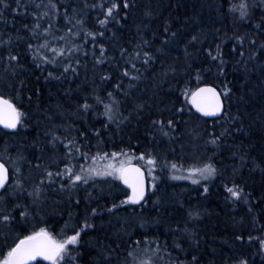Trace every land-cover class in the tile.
<instances>
[{
    "label": "trees",
    "instance_id": "obj_1",
    "mask_svg": "<svg viewBox=\"0 0 264 264\" xmlns=\"http://www.w3.org/2000/svg\"><path fill=\"white\" fill-rule=\"evenodd\" d=\"M6 2L7 9L0 4V97L26 116L16 130L0 129V160L11 174L9 188L0 195V210L14 217L8 224L0 220V260L20 239L41 227L48 226L65 238L79 231L87 219L93 227L69 247L66 259L75 257L71 264H141L144 259L151 264H238L240 259L264 264V3L247 0L249 15L240 19L238 12L229 10L240 0H131L126 18L121 13L116 17L119 23L113 20L102 28L97 21L104 18L103 10L84 8L85 0H53L58 11L39 21L41 30L52 24L51 35L37 30L40 35L33 37L31 29L37 22L33 13L49 10L35 7L41 0H34L26 10H17L16 0ZM103 2L107 6L111 0ZM80 18L85 20L83 29L76 25ZM88 30L104 32L96 38L106 49L103 63H97L98 45L94 49L92 38L84 36ZM237 36L243 37L242 44ZM45 39L52 47L65 49L64 56L56 57V65L33 59L34 50L28 45ZM141 49L153 57L147 65L135 57ZM9 52L18 60L10 63ZM42 54L52 57L47 49ZM128 61L136 64L139 73ZM69 63L75 73L63 71ZM125 70L128 76L123 75ZM48 72L53 76L48 77ZM138 74L140 79L133 80ZM203 85L220 92L230 89L223 97L224 115L217 120L198 117L189 105L187 93ZM109 92L121 102L119 110L126 119L110 122L103 115ZM96 96L104 103H97ZM85 99L93 105L87 112L80 107ZM168 119L175 127L171 139L152 124ZM212 136L219 137L218 146L208 143ZM54 137L59 139L53 142ZM71 140L89 156L151 153L159 167L162 160L181 166L211 163L217 175L197 188L162 179L138 207L121 205L128 192L110 180L62 191L59 185L67 186V178L54 177L55 188L46 184L40 187L39 197L29 195L42 174L62 172L65 164H92L75 151ZM159 175L164 178L162 171ZM233 182L243 188L248 203L227 198L226 187ZM53 191L58 195L53 196ZM35 202L43 206L39 211L32 209ZM25 210L27 215L21 216Z\"/></svg>",
    "mask_w": 264,
    "mask_h": 264
},
{
    "label": "snow or ice",
    "instance_id": "obj_2",
    "mask_svg": "<svg viewBox=\"0 0 264 264\" xmlns=\"http://www.w3.org/2000/svg\"><path fill=\"white\" fill-rule=\"evenodd\" d=\"M34 0H24L22 3L21 0H16V6L17 10L24 8L25 10L27 7L32 4ZM262 3H264V0H261ZM0 4L3 5V9H7L9 7V4L6 2V0H0ZM132 6L131 0H111V2L106 6L105 3H92L88 4L87 0H85L84 8H92V9H101L102 14L104 15L103 19H99L97 22L98 24L104 28L106 27L111 21L115 20L117 23H119V20H117V15H120L123 13V16L121 18H126L127 12ZM35 7L37 9L41 7L47 8L49 11L43 12L41 14L33 13V15L36 17V23L34 27L31 29V33L33 37H38L40 35V32L37 30H41V25L39 23L40 19L43 17H46L49 15V12H52L53 15L56 14L58 11L57 4L53 2V0H48V4L45 5L43 3V0H41L40 3L35 4ZM3 9H0L2 11ZM231 12L239 13V18L244 19L249 15V5L247 3V0H240V3L238 4H231L230 9ZM72 11L75 13L77 10L74 8ZM83 11V9H81ZM150 15V13H147ZM64 17L67 19L68 17V11L65 9L64 11ZM85 23L84 18L76 19V25H80L81 29H83V25ZM25 27H28L25 25ZM75 27V25H74ZM51 28L52 24L49 23L47 28L42 29L41 31L45 34L51 35ZM168 29L165 28V32H167ZM68 32L72 33V28L68 29ZM73 35H79V33H73ZM173 36H175V33H172ZM85 37H91L93 40V48L96 49L98 45V52L99 57L97 58V63H103L106 49L103 44H99L97 41V37H103L104 32L97 31L93 32L91 30L84 32ZM60 40H64V37H60ZM197 37H193V40H196ZM236 40L242 44L243 43V37L237 36ZM10 43V41L6 42ZM147 43V41H145ZM251 43L255 44V41H251ZM29 49L34 50L33 51V59L34 61L38 60L42 64H52L56 65L58 64V60L56 59L57 56H64L65 55V49L64 48H57L52 47L50 42L45 39L44 43L38 44V45H28ZM138 47H140L138 45ZM262 48H264V44L261 45ZM219 49V46H217ZM47 49L52 53V57H49L46 54H42L44 50ZM77 50H79L77 48ZM68 53L71 54L72 49L69 48ZM126 50L121 51V55L124 54ZM219 54V53H218ZM243 55V53H240ZM93 55H96V52H93ZM209 55H211V52H209ZM136 58H143L144 64H148L151 59H153L152 55L149 52L146 51H138L135 54ZM212 59H217L216 56H213ZM8 60L11 63L12 61H17L18 57L16 55L11 54L9 52ZM131 63V61H128ZM77 63H79L77 61ZM224 64V61L220 60V66L222 67ZM39 66V65H37ZM131 68L135 70L137 73H139V69L136 68L135 63H131ZM69 70H71L73 73L76 72V69L72 67V65L69 63L66 66L63 67V71L66 73ZM124 76L129 75V71L125 70L123 73ZM53 73L48 72V77H52ZM57 79L59 77H56ZM102 80H107L109 77H101ZM133 80L140 79V75L132 76ZM197 79L199 80L200 77L197 75ZM21 86H23V82L21 81ZM115 87L117 89L120 88V84H116ZM129 87H133L132 84L129 85ZM230 92V89H227L225 87L223 92L217 91L216 87L206 85L204 87H198L195 91L191 93H187V95H190L191 98V104L196 108V110L200 113H203L205 116H217L218 114L222 113L224 111V101L222 99L223 97H227ZM107 96L110 99L109 103L104 104V113L103 115L107 116L108 121L110 122H117V120H120L123 118V114L119 110L120 101L116 99V97L113 95L112 92L107 93ZM96 102L97 103H104L103 99L99 96H96ZM83 108L85 112H87L90 108L93 107V105H90L87 102V99H85V102L80 106ZM138 108H142L143 105H138ZM178 111H183V109H178ZM26 116L25 113L21 112L15 104H13L10 100L5 99L3 97H0V124H3L5 128L8 129H16L18 125L23 124V118ZM126 119V118H123ZM152 124L156 126L157 131L162 135L169 137L171 139L170 133L175 130L174 127V121L172 119L168 120H156L153 121ZM117 127H119V124L117 123ZM99 135V133H97ZM211 135V134H210ZM223 135V133H221ZM59 139L58 137L53 138V142L55 140ZM218 140L219 137L212 136V138L208 141V143L217 145L218 146ZM69 144L73 145L75 147V151L79 153V155L85 159V160H91L92 164L85 166V165H73L71 167L68 166V164H65L64 170L57 171L55 173L53 172H47L46 179L52 183L54 181V177H66L67 178V186L64 183H60L59 187L60 190H65L66 187L68 190L74 189L78 186V184H84L87 185L89 183V180L95 179L96 177H111L113 180L121 181L124 185L127 186V188L131 189V194L126 195V199L121 200L120 204H141V201L146 202L145 197L148 190V185H146V179H145V169L138 165H133L131 163L132 157L128 155V153L124 151L120 152H111V153H103L102 155L98 152L95 156H89L87 153H80L79 147L76 145L75 140L69 141ZM67 147V146H66ZM71 152V149H70ZM67 155V154H66ZM23 159V157H20ZM69 159H73L74 156H69ZM136 159L140 161H145V163L148 165L146 171L148 173V176L151 177V184L150 187L153 192L156 190V181L159 179L156 175L153 174L154 168L157 166L158 160L155 156H153L151 153H149L146 157L144 153H141ZM100 161H106V163L99 165ZM161 170L164 168L170 167L173 171L180 170L178 169V166L176 163H169L167 160H162L159 162ZM15 172H19V168H15ZM188 172L190 173L189 176L183 177V176H176L173 175L172 179H192L193 184H198L200 182L199 179H194L193 176H199L200 179L208 180L213 178L215 175H217V169L213 166L211 163L204 164L203 167H196L188 169ZM8 181V169L5 167V164L0 162V190L6 191L5 185ZM17 184H19V180L16 181ZM43 183V181H41ZM42 189L38 185L32 193H29V195L39 197L41 194ZM204 191L207 192L208 188L207 186L204 187ZM226 191L229 194L228 199H231L233 203L243 200L244 203H248L247 200V194L244 193V190L240 185L235 184L233 182L232 187H226ZM78 203V201H77ZM118 205L115 203L112 205V208H117ZM112 209H109L111 211ZM249 211H251V208H249ZM92 215H96V209L91 210ZM21 216L27 215V210L20 213ZM190 216L193 215V213H189ZM196 216L199 215V213H195ZM14 217L11 216V214H4L3 210H0V220H2L5 224L10 223ZM141 227L144 226L143 222L140 225ZM93 225L88 223L87 219L85 220L83 227L80 228L79 231H75V234L71 236L65 237L63 240L57 241L53 239V237L44 229L41 228L37 232H33L31 235H26L22 239L19 240L18 243L15 244L14 247H11L10 250L7 252L6 256H4L3 260H0V264H29L30 261H34L37 259V257H43L45 260L51 261V264H61L63 261L64 264H71V261L75 260V257H70V260L66 259V257L70 256V245H77L80 240L81 233L84 232L85 229L91 228ZM186 230V229H185ZM237 239H243L242 237H237ZM252 237L249 236V240H251ZM136 244H139L140 241H136ZM176 247H180V245H176ZM261 247L264 248V240H261ZM193 261L196 260V257L193 256ZM141 264H151V261H141ZM238 264H248L246 259H240L238 261Z\"/></svg>",
    "mask_w": 264,
    "mask_h": 264
},
{
    "label": "rangeland",
    "instance_id": "obj_3",
    "mask_svg": "<svg viewBox=\"0 0 264 264\" xmlns=\"http://www.w3.org/2000/svg\"><path fill=\"white\" fill-rule=\"evenodd\" d=\"M126 153H128V152H126ZM128 155L129 156H131L132 157V160H131V163L132 164H138V165H140V166H142L145 170L147 169V167H148V165L145 163V161H140V160H138V159H136V157H138L139 155H135V154H133V153H128ZM104 163H106V161H100L99 162V164L97 165V166H99V165H102V164H104ZM204 164H207V163H204ZM204 164H199V163H195V164H192V165H189V166H181V165H177L178 166V169H180V170H177V171H173L170 167H168V168H164L163 170H161V167H159L158 165L154 168V171H153V174L154 175H156L159 179L156 181V185L158 186L159 185V183L161 182V180L162 179H165V180H167V181H170V182H173V183H188V184H190L192 187H194V188H197V187H200V186H203V185H205V184H207V183H210V182H212L215 178H216V175L213 177V178H211V179H208V180H204V179H200L199 178V176H193V178L194 179H199L200 180V182L198 183V184H193L192 183V179H172V176L173 175H176V176H183V177H187V176H189V172H188V169H191V168H196V167H203V165ZM160 171H162V174L164 175V178H162V177H160V175H159V172ZM148 174V173H147ZM41 179V181H43V183H41V181L39 182V183H37V185H36V187L39 185L41 188L43 187V186H51L52 188H55L56 186H55V184H54V182H52V183H50L47 179H46V175L45 174H42V177L40 178ZM148 179H149V188H150V191H151V187H150V184H151V177L150 176H148ZM96 181V180H105V181H108V180H110V181H118V180H113L111 177H107V178H105V177H96L95 179H92V180H89V183L91 182V181ZM119 182V181H118ZM47 184V185H46ZM35 187V188H36ZM57 189H58V187H57ZM29 193L30 192H33V189H31L30 191H28ZM28 193V194H29ZM52 194H53V196H56V195H58V192L57 191H53L52 192ZM32 196V195H31ZM35 197V196H34ZM36 198V197H35ZM42 199H44V198H42ZM48 202L49 203H51L52 202V199L50 198V199H48ZM36 203H39V202H35L33 205H32V209H35V210H37V211H39L43 206L41 205V206H39L38 204H36ZM41 228H44L52 237H53V239H55V240H57V241H60V240H63L64 239V237L63 236H61V235H59V234H56V233H53V231L48 227V226H44V227H41ZM40 228V229H41ZM39 229V230H40ZM38 230V231H39ZM70 246H73V245H70ZM69 246V247H70ZM145 261H147L146 259H144Z\"/></svg>",
    "mask_w": 264,
    "mask_h": 264
},
{
    "label": "water",
    "instance_id": "obj_4",
    "mask_svg": "<svg viewBox=\"0 0 264 264\" xmlns=\"http://www.w3.org/2000/svg\"><path fill=\"white\" fill-rule=\"evenodd\" d=\"M204 86H206V85H203V86H200V87H204ZM216 89H217V88H216ZM194 91H195V90H194ZM217 91H219V90L217 89ZM219 92H220V91H219ZM222 99H223V96H222ZM223 101H224V100H223ZM189 105H190L192 111H193L198 117L203 118V119H205V120H217V119L221 118V117L224 115V112H225V102H224V111H223L222 113L218 114L217 116H205V115H203V113L198 112V111L196 110V108L191 104V98H190V97H189ZM0 129H3V130H5V131H9V132H10V131H14V130H16L17 128H16V129H8V128H5V127L3 126V124H0ZM0 162H2V161L0 160ZM2 163H3V162H2ZM133 165H137V164H133ZM138 166H139V165H138ZM5 167L8 169V181H7L6 185H5V188L8 189V187H9L10 184H11V174H10L9 168H8L6 165H5ZM140 167H141V166H140ZM145 179H146V185L149 186L146 171H145ZM119 182H120V185H121V186H122V187L128 192V195H130V194H131V189L127 188V186L124 185L121 181H119ZM4 192H5L4 190H0V195L3 194ZM148 196H149V187H148V190H147V193H146L145 200L148 199ZM144 203H145L144 201H141V204H139V205L131 204V203H129L128 205L131 206V207H138V206L143 205ZM18 242H19V241H18ZM18 242H17V243H18ZM39 263H51V261L45 260L43 257H37L36 260H34V261H30V262H29V264H39Z\"/></svg>",
    "mask_w": 264,
    "mask_h": 264
}]
</instances>
